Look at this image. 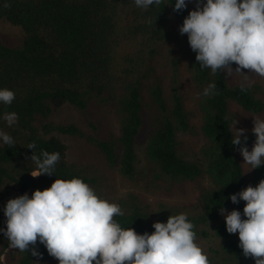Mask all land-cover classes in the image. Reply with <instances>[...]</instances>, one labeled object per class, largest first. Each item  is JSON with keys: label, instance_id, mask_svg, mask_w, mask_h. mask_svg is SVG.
<instances>
[{"label": "trees", "instance_id": "16d2710c", "mask_svg": "<svg viewBox=\"0 0 264 264\" xmlns=\"http://www.w3.org/2000/svg\"><path fill=\"white\" fill-rule=\"evenodd\" d=\"M174 5L175 0H162L160 5L145 10L136 7L134 0H0V20L20 27L24 33L20 47L0 42V89L15 93L11 105L0 102V125L7 128L6 134L14 140L11 146H0V216L5 217L4 209L10 199L24 194L31 198L34 191L50 188L56 179L80 178L99 196L97 179L67 161V146L55 133L85 138L99 149L110 167H117L123 177L133 179L137 138L146 106L155 108L161 116L145 146L148 161L175 182L204 175L211 182V187L198 196L201 208L198 220L187 216L194 229L199 221L218 220L222 207L243 212L245 202L233 204L229 197L248 186L256 187L264 180V165L253 169L248 185L236 155L238 146L231 143L234 133L229 102L246 112L261 113L264 104L252 89L244 85L245 90L241 91V85L229 86L225 71L213 74L211 69H201L193 53L190 59L193 81L197 85L216 84L215 94L205 95L199 102L200 132L208 142L202 151V163L190 161L178 151V134L190 133L193 128L178 89L172 87V105L169 106L162 86L155 82L149 88V102L144 103L142 79L151 68L148 60L157 55L161 45L172 42L169 20L174 17L182 25L192 11L187 6L177 13L173 11ZM130 48L132 52L124 54ZM139 65L146 67V71L136 69ZM94 103L114 107L120 122V135L116 139L99 140L85 135L74 123L61 125L49 120L64 106L85 112ZM12 112L18 119L8 126L3 116ZM90 127L96 131L94 124ZM247 137L249 149L256 137L253 133H248ZM33 143L35 149H28ZM42 151L59 152L60 160L52 176L33 177L36 165L30 157ZM118 204L124 215L114 219L123 228L131 227L141 235L155 231L152 226L148 227V216L134 200ZM168 217L161 222L166 223ZM213 231L215 237L223 239L220 248L214 251L223 263L255 264L254 259L244 257L238 246V233H227L225 222L217 224ZM206 235L204 233V237ZM8 244L5 243L0 254ZM35 248L42 258L32 256L31 250L13 249L5 257L12 260L17 255V264L56 261L39 241Z\"/></svg>", "mask_w": 264, "mask_h": 264}, {"label": "clouds", "instance_id": "9594fccd", "mask_svg": "<svg viewBox=\"0 0 264 264\" xmlns=\"http://www.w3.org/2000/svg\"><path fill=\"white\" fill-rule=\"evenodd\" d=\"M134 3L146 10L160 5L162 0H134ZM195 5V10L183 20L179 33L187 35L201 69H211L213 74L218 70L228 76L238 74L249 86L248 75L242 70L264 78V0H206V3L195 0ZM186 8V0H175L174 12ZM233 63L237 65L235 70L231 67ZM215 90L216 84L211 83L204 95H214ZM244 90L242 83L241 91ZM14 99L13 91L0 89V102L11 105ZM3 119L12 126L18 116L15 112L5 113ZM237 123L233 121L235 135L231 143L238 146L244 164L258 169L264 165V119L253 118L252 133L256 139L251 151L246 146L247 130L237 129ZM0 141L4 145L14 144L13 138L3 131ZM35 147L33 143L28 149ZM30 159L36 165L33 177L52 176L60 153L42 151ZM229 199L233 204L245 202L246 219L241 218L238 210L227 212L220 208L227 233H238V246L245 258L264 264V180ZM4 215L6 230L0 232L7 238L9 249L31 250L32 256L42 258L35 248L39 241L59 264H211L196 242L194 224L186 214L170 215L166 223L155 222L152 234H137L114 219L124 215L119 204L100 198L80 178L56 179L50 188L34 191L31 198L24 194L10 199Z\"/></svg>", "mask_w": 264, "mask_h": 264}, {"label": "rangeland", "instance_id": "374dc122", "mask_svg": "<svg viewBox=\"0 0 264 264\" xmlns=\"http://www.w3.org/2000/svg\"><path fill=\"white\" fill-rule=\"evenodd\" d=\"M206 3V0H204ZM190 10H195V0L189 3L186 0ZM173 40L171 43L161 45L157 55L148 60L150 71L146 78H143V95L144 103L149 102V88L155 82L160 84L165 92L167 103L172 105V87L178 89V95L181 96L185 109L189 114L192 131L187 134H178L179 154L184 158L202 163V151L208 146L207 140L200 132L201 113L199 111V102L204 98V91L208 87L206 85H197L192 79V71L190 67V59L193 57L188 39L185 35L179 33V27L182 26L176 18L169 20ZM24 40V33L18 26H13L5 20H0V42L11 47H20ZM133 48L127 49L124 54L131 53ZM173 61L175 62L173 64ZM237 65L232 67L233 70ZM136 69L146 71V67L139 65ZM152 71V72H151ZM243 74L248 75L250 86L245 82L244 77L233 73L231 76L226 74V82L229 86L234 87L244 83L250 87L255 96L264 104V78H260L255 74H251L248 70H242ZM177 81V84L174 81ZM144 106H146L144 104ZM229 113L233 121L237 120V129H246L247 133H252L253 118L260 117L264 119V109L259 114H253L242 110L234 102H229ZM161 117L155 108L146 106L143 115L144 122L140 129L136 147V174L133 179L123 177L117 167H110L103 154L92 143L85 138L66 136L55 133L61 141L67 146L66 159L69 163L76 165L83 173L95 177L96 186L99 197L106 199L111 203H119V201L134 200L137 206L148 216L147 225L152 226L155 222H161L170 215L184 213L189 217L198 220L201 215V208L197 203L200 192L211 187V182L206 175L194 180L175 182L162 174L159 169L145 156V146L154 125H157ZM55 124H76L87 136H94L99 140L116 139L120 135L119 118L111 105L92 104L85 112H79L69 106H64L53 113L50 118ZM94 124V131L90 124ZM6 127L0 125V131L6 133ZM234 133V131H233ZM235 135V133H234ZM3 143L0 141V146ZM254 143L248 149L252 150ZM244 172L245 181L251 184L253 170L250 165L244 164L243 157L236 152ZM238 210L235 208L226 209L227 212ZM239 211V210H238ZM241 218L243 212H241ZM225 222L224 216L216 221L197 222L194 231L197 234V243L208 255L211 264H227L221 261V258L215 255V250L220 248L223 239L214 236V227ZM0 229L6 230V218L0 216ZM206 233V237H204ZM7 238L0 232V252L4 250ZM8 250V251H7ZM10 251L7 248L4 254ZM11 260V259H10ZM5 255L0 254V264H17L18 256L10 261ZM11 262V263H10ZM58 263V260L51 261L50 264ZM42 264V263H40ZM45 264V263H44ZM48 264V262L46 263ZM229 264H235L233 261Z\"/></svg>", "mask_w": 264, "mask_h": 264}]
</instances>
